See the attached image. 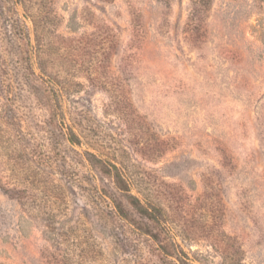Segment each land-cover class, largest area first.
<instances>
[{"label":"rangeland","instance_id":"obj_1","mask_svg":"<svg viewBox=\"0 0 264 264\" xmlns=\"http://www.w3.org/2000/svg\"><path fill=\"white\" fill-rule=\"evenodd\" d=\"M50 5L60 16L53 33L82 38L92 51L82 69L74 56L59 60L62 73L82 83L74 97L90 119L86 132L163 206L168 245L192 264H264V0H210L196 9L193 0ZM89 67L98 83L88 80ZM3 102L15 105L0 95V110ZM29 109L20 108L31 142L0 130V183L29 193L23 204L0 188V264H63L73 247L53 238L49 217L57 227L86 226L102 264H155L144 245L124 244L123 218L79 187V166L73 173L56 164V146L36 127L47 112ZM86 142L77 148L93 151ZM39 144L44 155L30 151Z\"/></svg>","mask_w":264,"mask_h":264},{"label":"trees","instance_id":"obj_2","mask_svg":"<svg viewBox=\"0 0 264 264\" xmlns=\"http://www.w3.org/2000/svg\"><path fill=\"white\" fill-rule=\"evenodd\" d=\"M209 2L193 0V5L195 9L202 5L207 7ZM28 20L32 22L34 39ZM59 22L60 16L54 12L50 0H0V95L5 96L6 101L11 98L15 103L14 106L2 103L0 130L5 125L18 142H31L28 132L23 128L26 117L20 108L32 109L35 116L47 112L46 119L41 123L36 122V127L45 129L51 141L49 143L56 146L52 156L56 164L73 173V163L79 166V171H82L79 187L98 205L107 207L116 219L121 221L123 218L126 227L124 244L133 249L144 245L149 254L155 257V264H192L189 258L184 257L187 255L183 250L180 253L184 256L180 255L175 242H170L172 246H169L162 235L169 222L163 206L132 177L128 167L122 169L116 157H110L89 138L86 128L90 119L82 113L74 97L82 83L69 74H63L59 60L74 56L80 62L78 69H82L85 59L90 61L92 51L90 46H86L88 42L82 44V38H62L58 33H53ZM108 32V47L112 50L118 44L111 27ZM5 44H10V47ZM7 49L13 55L10 61L5 55ZM65 50H68L66 54ZM90 67L87 78L91 84L98 83ZM84 140L93 151L77 148H82ZM43 144L30 151L44 155ZM71 158L76 162H71ZM22 159L24 162L20 161L18 166L23 174L30 177L32 167L27 160ZM29 177L26 180H30ZM0 188L10 198L23 200V204L28 202L27 188L4 186L1 183ZM121 196L125 203H121ZM50 218L48 227L52 228L51 232L56 236L53 238L60 240L59 243L64 240L73 247L70 253L62 255L63 264H102L104 253L95 238L88 236L86 226L57 227L56 221ZM78 247L80 252L76 253Z\"/></svg>","mask_w":264,"mask_h":264}]
</instances>
